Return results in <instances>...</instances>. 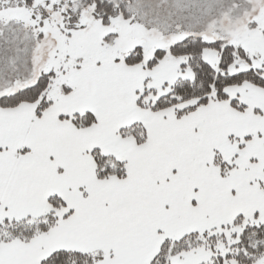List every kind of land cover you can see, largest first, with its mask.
Listing matches in <instances>:
<instances>
[{"label": "snow or ice", "instance_id": "snow-or-ice-1", "mask_svg": "<svg viewBox=\"0 0 264 264\" xmlns=\"http://www.w3.org/2000/svg\"><path fill=\"white\" fill-rule=\"evenodd\" d=\"M0 264H264V0H0Z\"/></svg>", "mask_w": 264, "mask_h": 264}]
</instances>
